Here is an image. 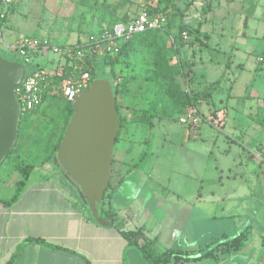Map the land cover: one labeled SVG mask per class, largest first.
I'll list each match as a JSON object with an SVG mask.
<instances>
[{
  "label": "rangeland",
  "instance_id": "obj_1",
  "mask_svg": "<svg viewBox=\"0 0 264 264\" xmlns=\"http://www.w3.org/2000/svg\"><path fill=\"white\" fill-rule=\"evenodd\" d=\"M172 3L166 11L163 5L153 11L156 0H14L7 25L0 31V56L22 63L10 48L24 36L50 40L53 46H76L91 36L109 37L114 25L144 8L168 18V26L152 45L127 52L116 65V84L126 90L117 99L124 122L116 135L111 170L113 175L119 166L130 171L113 199L127 203L139 198L142 213L137 221L145 217L149 236L161 233L154 246L156 256L175 247L189 258L182 264H264V156L260 153L264 149V0ZM176 10L185 14L184 22L202 21V31L210 35L207 46L181 48V24L172 20ZM186 40L195 44L192 36ZM158 48L171 63L179 56L189 64L194 81L190 85L177 76V89L212 87L210 102L198 105L197 128L178 122L180 109L172 115L156 110L149 117ZM32 62L52 74L55 64L64 59L47 53ZM29 68L25 65L26 72ZM107 71L99 64L96 79L106 77ZM57 96V88H50L44 104L20 124L19 139L30 142L36 156L15 158L25 145L21 142V148L2 161L0 186L6 192L0 197L14 194L13 184L21 179L16 165L35 167L21 196L44 182L64 185L61 192L68 195L73 183L59 165L45 159L65 120L64 104ZM193 198L197 204H192ZM134 209L120 212L118 223L132 218ZM88 210L86 205L87 215ZM124 225L126 229L137 226ZM211 249L209 257L192 260Z\"/></svg>",
  "mask_w": 264,
  "mask_h": 264
},
{
  "label": "crops",
  "instance_id": "obj_2",
  "mask_svg": "<svg viewBox=\"0 0 264 264\" xmlns=\"http://www.w3.org/2000/svg\"><path fill=\"white\" fill-rule=\"evenodd\" d=\"M176 12L172 16V20L175 19L181 25H188L193 28L198 27L202 34H208V32H203L201 29L202 21H195L193 18L189 22H184L183 17L185 14L178 10ZM6 25L7 21L4 27ZM209 39L210 35L208 34L206 42ZM194 45H196V41ZM196 91L199 90L196 89ZM185 135L186 137L189 136L187 131ZM18 140L19 146H15V153L21 148V142H24L25 145L20 154L17 153L15 155V158H20L23 155L28 157L36 156L31 147H29L30 142L21 138ZM260 153L264 156V149ZM137 164L134 163L132 166H137ZM116 170V174L114 173L113 175L111 173L110 187L107 189L103 200L104 212L112 213L116 216L114 225L105 220L109 222V226H101L89 219L87 212L84 211V207L88 204L79 188L71 183L70 187H68V195L61 192L65 188L64 185H61V188V186L57 187L49 182H44L33 185L21 196L26 188V182L20 196L13 202H10L15 194V184L21 179L16 180L13 184L14 194L8 197H0V264H6L15 248L27 241V239L33 241L27 242L13 264H147L138 250L134 246L128 245L122 237L121 232L140 230L142 234L140 242L143 239L155 238L156 244L161 233L151 237L148 234L151 231L148 229L150 226L146 223L145 217L142 221H137V217L140 218L142 213L141 202L138 197L135 196L127 203H116L114 201V195L130 171V168L119 166ZM5 192V186H0V193L4 195ZM46 192H52L55 195L54 199L47 198ZM75 203H79L80 207H75ZM197 203L198 199L193 198L192 204ZM187 204L185 203L182 206L185 211L188 207ZM134 207L137 209L133 210L134 214L132 218L128 217L126 221L118 223L120 212H131ZM197 212L201 215V211L197 210ZM205 219L208 218L205 217ZM201 220H204L203 216H201ZM123 224L127 228L135 224L138 227L126 229L123 227ZM35 238L58 246L59 249H52V247L47 245L36 243L34 242ZM161 242L163 243V239ZM167 248H169L167 250H176L175 247Z\"/></svg>",
  "mask_w": 264,
  "mask_h": 264
},
{
  "label": "water",
  "instance_id": "obj_3",
  "mask_svg": "<svg viewBox=\"0 0 264 264\" xmlns=\"http://www.w3.org/2000/svg\"><path fill=\"white\" fill-rule=\"evenodd\" d=\"M25 74L20 62L0 56V164L18 137L21 112L14 90ZM73 113L64 129L55 159L68 179L79 188L94 222L109 226L98 215L111 177L118 119L108 80L95 79L73 99Z\"/></svg>",
  "mask_w": 264,
  "mask_h": 264
},
{
  "label": "trees",
  "instance_id": "obj_4",
  "mask_svg": "<svg viewBox=\"0 0 264 264\" xmlns=\"http://www.w3.org/2000/svg\"><path fill=\"white\" fill-rule=\"evenodd\" d=\"M156 1H157V6L153 11H156L157 7L161 5L164 6L163 9L164 11H166L169 6L173 5L172 3L173 0H156ZM12 10L13 8L11 7L10 12ZM146 11L148 13H152L151 9L147 8ZM168 24H169L168 18H166V23L160 29L147 30L145 32L133 35L127 42L122 43L119 46L118 52L115 56H112L110 54H107L106 56H103V57L94 56L92 63L86 67V71L90 73L91 82L96 79V71H97L99 64L103 68H108L106 77L102 79L108 80L112 87V92L114 96V105H115V110L117 113V119H118V124H119L118 132L123 126L124 118L120 114L117 99L126 89L124 88L123 85L118 86L116 84V77L118 75L116 65L123 56H126L127 52L140 49L147 45H152L156 41V39L159 38V33L162 32L163 29L165 30ZM183 33H186L188 37L192 36L193 41L194 42L196 41V44L201 45V46H207L206 41L208 39V34H202L200 30L198 29V27L193 28L188 25H181L180 33L178 36L181 48L186 47L188 45H189V48H191L190 46L194 45V43L190 42V40L183 39L182 37ZM200 37H202V39H200ZM172 44H173V48L175 52L177 53L178 50H177V47L175 46L176 44L175 41ZM75 65H76L75 61L66 60V62L61 68L60 77H68L71 74L76 76L78 72L72 71V67ZM190 73H191V70H190L188 62L183 61V59H181L178 56V60L174 63H171L168 60V58L165 57V54L162 52V50H160L159 48L157 49L154 55V61H153V93H152V100L149 106V111L151 112L149 114V117L151 119H152V116L154 115L153 112L156 110H159L161 113L165 115H172V114H175L178 109H180V112H181L180 115H181L187 106H194L195 108L198 109V105L201 102H204V103L210 102V98L212 94V87L210 86H207L204 89L199 90V91H191L190 89L188 91H182L176 88L174 82L177 76L183 77V79L187 81L188 83H190V85L192 84L194 80H193V76H191ZM58 81H59V78L57 74H53L52 76H50L48 80V85L43 86L45 96L47 94V91L53 86H56ZM45 100H46V97H45ZM57 100H61L62 104H64L63 108L65 110L64 112L65 120H64V124L62 128V132L55 138L56 142L53 144L51 148H50V145L52 144L48 145L49 150L47 149L46 151L48 155L46 156L45 159L48 161L53 160L58 165L55 159V154L58 149L59 143L62 139L64 129L73 113V104L65 102L59 93L57 96ZM36 111L37 110L21 115L20 124L27 121L29 117ZM149 120L147 121L149 122ZM150 124L149 126H151ZM19 132H20V126H19ZM19 132H18L17 140L20 137ZM116 138H115L114 144L116 143ZM16 142L14 144L13 149L8 153V155L5 158H7L9 154H12L14 152ZM34 168H35L34 165H23V166L16 165V171L21 176V180L15 184V194L11 198L10 202H13L19 197V195L21 194V192L23 191L26 185V182L30 176V173L32 172ZM111 173H112V170H111ZM64 175L68 179L65 173ZM109 187L110 185L107 186V189H109ZM103 200H104V197L101 203L96 205L98 215L102 221L108 220L111 223V225H114V222H116V216L112 213L104 212ZM88 217L90 220L94 221L92 219V216L89 210H88ZM121 235L125 239V241L128 243V245L134 246L138 250V252L141 254L143 259L147 262V264H168L170 261L182 264L183 262H186L189 259L188 256L183 251H179V250H167V251L162 252L160 255L156 256L155 251H154V246L156 244L155 238L147 239V240L143 239L142 242H140L142 238V234L140 230L121 232ZM29 241H33V240L27 239V241L18 245L13 251L10 259L7 261L6 264H13L16 258L20 255V253L24 249L27 242ZM34 242L40 243L42 245H47L49 247H52V249H59L58 246H54L39 238H35ZM212 251L213 249L210 251H206L201 256H196L195 258H192V260L197 261L202 258L209 257L212 254Z\"/></svg>",
  "mask_w": 264,
  "mask_h": 264
},
{
  "label": "built area",
  "instance_id": "obj_5",
  "mask_svg": "<svg viewBox=\"0 0 264 264\" xmlns=\"http://www.w3.org/2000/svg\"><path fill=\"white\" fill-rule=\"evenodd\" d=\"M14 0H0V31L4 28L7 17ZM166 23V17L162 14L148 13L142 9L137 15L130 16L124 23L113 26L111 36L101 35L98 38L88 37L83 43L76 46H53L50 40H39L31 37H21L10 48L22 60V65L30 66L21 81L20 86L14 90L21 115L38 110L45 102L44 87L53 74H57L59 81L54 88L67 103H72L75 96L87 90L91 85V76L86 67L92 63L94 56L103 57L107 54L115 56L122 43L127 42L133 35L147 30L160 29ZM187 39L186 33L182 34ZM52 53L64 59L58 62L51 73L33 64V59L39 55ZM66 60L75 61L72 71H77L76 76L60 77L61 68ZM262 61V58H259ZM189 89L187 88V91ZM47 95V94H46ZM198 109L187 106L178 117L180 124L197 128L200 123Z\"/></svg>",
  "mask_w": 264,
  "mask_h": 264
}]
</instances>
